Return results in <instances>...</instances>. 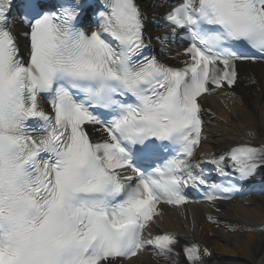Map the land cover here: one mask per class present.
<instances>
[{"label":"snow or ice","instance_id":"obj_1","mask_svg":"<svg viewBox=\"0 0 264 264\" xmlns=\"http://www.w3.org/2000/svg\"><path fill=\"white\" fill-rule=\"evenodd\" d=\"M16 2L0 0V264L178 256L175 235L146 234L158 206L189 203L187 188L214 206L264 170V142L194 159L198 98L236 85L240 63L264 61V0L172 5L156 39L184 45L182 67L149 54L136 0H19L25 56ZM203 163L225 182L210 183ZM183 253L189 264L211 256L197 244Z\"/></svg>","mask_w":264,"mask_h":264},{"label":"bare ground","instance_id":"obj_2","mask_svg":"<svg viewBox=\"0 0 264 264\" xmlns=\"http://www.w3.org/2000/svg\"><path fill=\"white\" fill-rule=\"evenodd\" d=\"M140 2L151 18L167 12L160 0ZM23 30L14 24V32ZM174 54L175 59L182 58L181 50ZM203 105L207 137L201 147L203 152L216 153L245 142H264V64H242L236 87L203 97ZM204 213L212 211L204 206L165 208L156 223L162 231L188 235L209 248L213 253L210 264H264V233L256 230L264 225V197L238 201L215 212L221 225H211ZM124 264L173 263L143 255Z\"/></svg>","mask_w":264,"mask_h":264}]
</instances>
